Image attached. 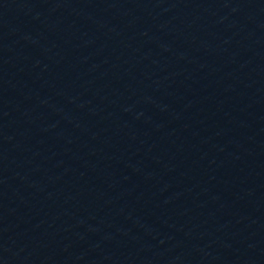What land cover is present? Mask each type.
<instances>
[{
    "label": "water",
    "instance_id": "water-1",
    "mask_svg": "<svg viewBox=\"0 0 264 264\" xmlns=\"http://www.w3.org/2000/svg\"><path fill=\"white\" fill-rule=\"evenodd\" d=\"M0 264H264V0H0Z\"/></svg>",
    "mask_w": 264,
    "mask_h": 264
}]
</instances>
